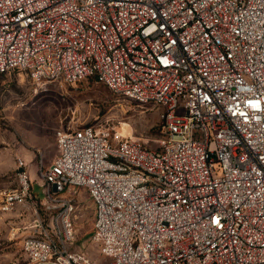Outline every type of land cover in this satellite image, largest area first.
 Wrapping results in <instances>:
<instances>
[{
  "label": "built area",
  "instance_id": "obj_1",
  "mask_svg": "<svg viewBox=\"0 0 264 264\" xmlns=\"http://www.w3.org/2000/svg\"><path fill=\"white\" fill-rule=\"evenodd\" d=\"M86 77L161 109L157 147L92 125L58 129L30 264H264V0H0V73ZM0 212L33 205L26 162ZM94 203L97 263L72 249ZM58 194V195H57Z\"/></svg>",
  "mask_w": 264,
  "mask_h": 264
},
{
  "label": "rangeland",
  "instance_id": "obj_2",
  "mask_svg": "<svg viewBox=\"0 0 264 264\" xmlns=\"http://www.w3.org/2000/svg\"><path fill=\"white\" fill-rule=\"evenodd\" d=\"M160 111L153 104L116 95L91 78L66 83L33 80L17 71L0 76V189L15 185L16 157H21L34 196L33 205L0 212V264H30L21 240L35 222V207L41 215V204L47 201L39 169L47 167L57 153L58 129L92 125L110 137H128L154 148L162 136ZM58 196L72 197L77 205L72 249L97 263L106 262L100 244L92 238L94 203L87 189L68 187Z\"/></svg>",
  "mask_w": 264,
  "mask_h": 264
},
{
  "label": "trees",
  "instance_id": "obj_3",
  "mask_svg": "<svg viewBox=\"0 0 264 264\" xmlns=\"http://www.w3.org/2000/svg\"><path fill=\"white\" fill-rule=\"evenodd\" d=\"M10 72H12V71H8V72H2V73H0V76H3L4 74H7V73H10ZM86 78H91V79H93L92 77H86ZM94 80V79H93ZM115 94V93H114ZM117 95V94H116ZM22 250V249H21ZM23 252V251H22Z\"/></svg>",
  "mask_w": 264,
  "mask_h": 264
},
{
  "label": "crops",
  "instance_id": "obj_4",
  "mask_svg": "<svg viewBox=\"0 0 264 264\" xmlns=\"http://www.w3.org/2000/svg\"><path fill=\"white\" fill-rule=\"evenodd\" d=\"M54 157H55V156H54ZM54 157H53V158H54ZM52 160H53V159H52ZM52 160H51V161H52ZM49 164H50V163H49ZM14 180H15V179H14Z\"/></svg>",
  "mask_w": 264,
  "mask_h": 264
}]
</instances>
